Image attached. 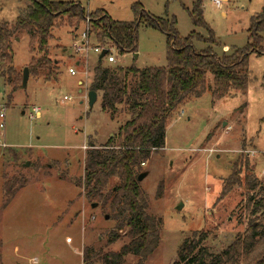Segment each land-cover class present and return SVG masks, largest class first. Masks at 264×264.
Instances as JSON below:
<instances>
[{"label": "rangeland", "instance_id": "rangeland-1", "mask_svg": "<svg viewBox=\"0 0 264 264\" xmlns=\"http://www.w3.org/2000/svg\"><path fill=\"white\" fill-rule=\"evenodd\" d=\"M55 1H79L86 12L103 8L113 20L132 22L138 3L141 10L154 16L175 19L179 36L193 31L209 36L206 28L193 22L195 0ZM215 1L204 0L203 14L215 31L217 43L212 47L221 58L247 45L252 18L264 14V0H221L220 6ZM28 3L0 0V21L15 22ZM88 25L85 20L78 28L57 24L48 46V56L57 64L56 73H30L25 87L24 70L40 56L31 51L26 30L12 41L18 82L7 83L0 60V106L5 113V118H0V124L5 125L0 127V264H86L85 247L119 251L128 242L125 235L109 242L118 222L110 202L88 199L87 188L76 183L84 176L90 141L103 146L133 117L123 104L112 119L102 109L101 93L93 107L89 106V84L101 52L90 49L85 55L74 48ZM89 41L92 47L100 45L93 34ZM107 42L116 61L108 63L104 56L106 65L140 69L167 65L166 34L159 29L141 24L137 51L122 54L116 44ZM193 45L198 51L209 46L199 39ZM248 66L245 92L232 87L215 100L207 88L200 97L186 98L167 121L165 147L142 165L147 172L140 181L149 197L147 212L163 219L160 244L145 264H173L177 250L195 231L205 233L202 244L218 254L246 230L251 218L245 208L247 190L236 186L225 197L221 193L233 165L247 157L255 158L252 169L264 182V53L251 52ZM207 79L213 83L211 73ZM36 107L38 114L33 110ZM5 173L26 181L6 205ZM117 182L112 178L110 187ZM137 261L132 255L126 264Z\"/></svg>", "mask_w": 264, "mask_h": 264}, {"label": "trees", "instance_id": "trees-1", "mask_svg": "<svg viewBox=\"0 0 264 264\" xmlns=\"http://www.w3.org/2000/svg\"><path fill=\"white\" fill-rule=\"evenodd\" d=\"M203 3L204 0H195L191 16L195 25L208 30L206 38L194 31L179 36L175 19L154 16L141 10L138 3L134 5V22L113 20L103 8L86 12L79 1L55 0H29L15 22L0 21L1 75L9 85L19 81L13 65L12 41L23 30L30 35L31 51L40 54L29 66V72L36 76L42 70H48L50 76L56 73L57 64L49 58L48 46L59 23L78 28L83 20H88L89 35H95L101 46L108 45L107 41L116 44L122 54L137 51L141 24L166 34L165 67L106 65L102 59L93 68L89 90L102 94V109L115 119L120 105L125 104L133 117L120 127L117 137H110L103 146L90 141L84 176L76 182L87 188L88 199L110 202L118 222L109 242L122 235L128 237L119 251L85 247L86 264H126L132 255L138 258L136 264H145L160 244L163 219L147 212L149 197L138 180L142 163L165 147L167 121L186 98L200 97L207 88L215 100L228 94L232 87L242 92L248 89L249 55L264 53V14L252 18L244 48L219 58L212 47L217 43L215 31L204 18ZM195 39L204 40L209 46L198 51L193 45ZM208 73L213 75L212 84L208 83ZM254 162V157H247L240 165L234 164L221 193L225 197L236 186L247 190L245 208L251 218L244 233L222 252L213 254L202 244L206 234L195 231L192 238L183 241L173 264H264V182L254 173ZM112 178L118 182L110 187ZM3 179L6 205L26 181L18 176L9 178L6 173Z\"/></svg>", "mask_w": 264, "mask_h": 264}, {"label": "built area", "instance_id": "built-area-1", "mask_svg": "<svg viewBox=\"0 0 264 264\" xmlns=\"http://www.w3.org/2000/svg\"><path fill=\"white\" fill-rule=\"evenodd\" d=\"M215 2L218 6H220L222 4L221 0H218ZM87 22H88V20H87ZM89 40H90V35H89V25H88L87 32H84L82 34L81 41L78 43L77 42L74 43L75 52L76 53L84 52L85 55H88V52L90 51V49H94L96 52H99V53L102 52L103 49H108L107 45L106 46L97 45V46L92 47ZM105 57H106L108 63H114L116 61V57L110 51V49H108V52L105 55ZM70 71H71V74H76V71L74 69H70ZM64 99L67 100V99H70V97L65 96ZM0 107H1L0 108V118H5L4 108L2 106H0ZM33 110L35 111L36 114L39 113L38 107L34 108ZM4 126H5L4 123L0 124L1 128H3ZM4 146H5V144H4ZM85 148H87V147H85ZM142 165H145V163L143 162Z\"/></svg>", "mask_w": 264, "mask_h": 264}, {"label": "water", "instance_id": "water-1", "mask_svg": "<svg viewBox=\"0 0 264 264\" xmlns=\"http://www.w3.org/2000/svg\"><path fill=\"white\" fill-rule=\"evenodd\" d=\"M107 52H108V49H103V51L100 54V60L103 59V57L107 54ZM29 75H30V72H29V68L27 67L23 73V86L24 87L27 86ZM88 98H89V106L93 107V105L95 104L98 98V93L96 91L91 90L88 92ZM26 165H29V162H27ZM146 175H147V172H142L139 175L138 180L142 181Z\"/></svg>", "mask_w": 264, "mask_h": 264}, {"label": "crops", "instance_id": "crops-1", "mask_svg": "<svg viewBox=\"0 0 264 264\" xmlns=\"http://www.w3.org/2000/svg\"><path fill=\"white\" fill-rule=\"evenodd\" d=\"M81 82V80L79 81V83Z\"/></svg>", "mask_w": 264, "mask_h": 264}]
</instances>
